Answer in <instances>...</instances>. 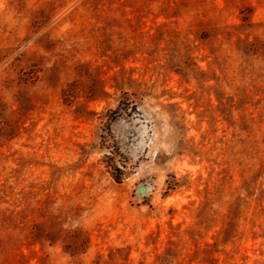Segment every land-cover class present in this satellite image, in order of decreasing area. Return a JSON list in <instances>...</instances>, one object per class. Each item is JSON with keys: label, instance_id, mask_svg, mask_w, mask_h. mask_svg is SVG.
I'll return each instance as SVG.
<instances>
[{"label": "rangeland", "instance_id": "obj_1", "mask_svg": "<svg viewBox=\"0 0 264 264\" xmlns=\"http://www.w3.org/2000/svg\"><path fill=\"white\" fill-rule=\"evenodd\" d=\"M0 264H264V0H0Z\"/></svg>", "mask_w": 264, "mask_h": 264}, {"label": "trees", "instance_id": "obj_2", "mask_svg": "<svg viewBox=\"0 0 264 264\" xmlns=\"http://www.w3.org/2000/svg\"><path fill=\"white\" fill-rule=\"evenodd\" d=\"M114 155H108V158L110 159V161L111 162H109V166H111V167H115L114 169H119V168H117V165L115 164V162H114V157H113ZM115 175V178L117 179V180H119L120 179V177L117 175L116 176V174H114Z\"/></svg>", "mask_w": 264, "mask_h": 264}]
</instances>
